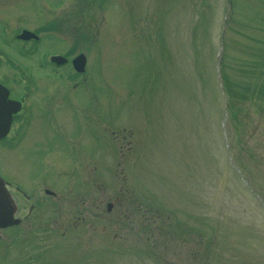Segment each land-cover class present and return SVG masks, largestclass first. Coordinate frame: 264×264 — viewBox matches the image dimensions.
Returning <instances> with one entry per match:
<instances>
[{"label":"rangeland","instance_id":"374dc122","mask_svg":"<svg viewBox=\"0 0 264 264\" xmlns=\"http://www.w3.org/2000/svg\"><path fill=\"white\" fill-rule=\"evenodd\" d=\"M4 4L0 20L58 27L32 61L40 89L46 53L87 61L56 108L55 196L17 197L38 220L0 229V264H264V0ZM76 134L89 160H66ZM42 168L0 156L25 188Z\"/></svg>","mask_w":264,"mask_h":264},{"label":"flooded vegetation","instance_id":"af4514ba","mask_svg":"<svg viewBox=\"0 0 264 264\" xmlns=\"http://www.w3.org/2000/svg\"><path fill=\"white\" fill-rule=\"evenodd\" d=\"M2 1L5 2L4 5L8 6L18 5L19 2H22V0ZM48 7L50 6H46V8ZM10 17L14 18V14ZM10 17L0 20V68L7 70L5 74H0V156L2 155L3 160L9 157L14 161L23 162L36 155L38 160L43 161V168L41 175L32 181V185L28 186L29 188H25L15 180L0 173L4 187L13 200L11 221L17 220L16 223L2 228V231L24 224L30 229V222L35 219L38 220V202H30L25 207H21L22 205L16 201L17 197L18 199L29 200V194L36 188L37 184L42 183L45 184L42 187L43 194L55 196L48 184L56 182L57 164L54 160L56 155L54 146L59 140L58 133L63 132L56 121L57 104L59 99L66 97L62 95L63 88L65 86L70 87L73 76L80 78L81 81H84L86 77L85 73L78 74L73 70L72 46L63 49L64 51L57 49L55 52L46 53L43 60L44 66L49 63L53 67L51 68L53 74L45 75L44 79L48 82H54L49 84V89H46V84L40 89L41 78H33L30 74L33 66L32 61L36 60L37 45L42 40L41 33L51 29L56 30L58 27L38 24L30 29L27 25H19L15 19ZM10 44H17L16 51L23 57V61L15 55L7 56ZM77 53L79 54L81 51ZM54 56H60L61 60H52ZM37 65L41 66L40 63ZM57 69L60 71L59 73ZM68 70L70 71L69 77ZM57 78H59V82H57ZM81 128L82 130L86 128L84 123H82ZM77 131L78 128L74 132L77 133ZM78 135L61 138V141H68L70 148L74 149L70 156L67 155L66 160H89L87 159L88 154L79 143ZM40 144H44L43 148Z\"/></svg>","mask_w":264,"mask_h":264},{"label":"water","instance_id":"95a60500","mask_svg":"<svg viewBox=\"0 0 264 264\" xmlns=\"http://www.w3.org/2000/svg\"><path fill=\"white\" fill-rule=\"evenodd\" d=\"M83 64V57L77 56L73 60V67L75 70L80 71ZM109 208V205H108ZM13 212V200L5 190L2 181L0 180V228L6 227L17 220L11 221V214Z\"/></svg>","mask_w":264,"mask_h":264},{"label":"trees","instance_id":"16d2710c","mask_svg":"<svg viewBox=\"0 0 264 264\" xmlns=\"http://www.w3.org/2000/svg\"><path fill=\"white\" fill-rule=\"evenodd\" d=\"M223 55V54H222ZM224 57V56H223ZM223 57L222 59L220 60V65L221 63L223 62ZM223 64V63H222ZM249 69H246V68H241L239 69L241 71V73H243L244 75H247L249 74L251 71L253 72V68L251 66L248 67ZM223 77V75H222ZM224 78V77H223ZM242 85H240L239 87H241ZM248 90H250L249 88H244V86L241 87V93L244 94L245 92H248Z\"/></svg>","mask_w":264,"mask_h":264}]
</instances>
